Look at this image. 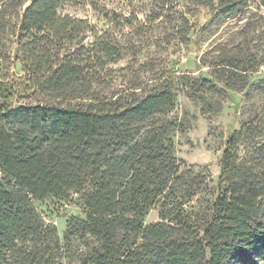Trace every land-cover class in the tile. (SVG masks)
Listing matches in <instances>:
<instances>
[{
    "label": "trees",
    "instance_id": "16d2710c",
    "mask_svg": "<svg viewBox=\"0 0 264 264\" xmlns=\"http://www.w3.org/2000/svg\"><path fill=\"white\" fill-rule=\"evenodd\" d=\"M0 1V24L21 9L16 59L31 100L0 101V264H253L264 255V109L227 138L215 196L193 216L186 204L206 176L181 170L174 156L164 75L148 92L135 81L119 86L108 65L128 47L60 14L64 0ZM158 1L163 10L171 0ZM187 1L215 18L253 6L264 19V0ZM228 64L246 76L264 68V54ZM242 86L264 92V79ZM73 196L86 215L70 218L60 239L33 200ZM154 207L161 221L145 223Z\"/></svg>",
    "mask_w": 264,
    "mask_h": 264
},
{
    "label": "rangeland",
    "instance_id": "374dc122",
    "mask_svg": "<svg viewBox=\"0 0 264 264\" xmlns=\"http://www.w3.org/2000/svg\"><path fill=\"white\" fill-rule=\"evenodd\" d=\"M1 5V1H0ZM158 0H64L60 14L87 19L94 35L106 34L128 47L122 59L108 67L119 86L135 81L145 92L164 85L173 89V107L161 114L173 123L169 133L174 156L184 164L181 170L206 176L201 189L186 204L188 213L200 214L215 196L220 175V159L227 138L264 109V92L247 91L251 84L264 79V68L242 76L228 63L247 65L264 54V19L254 16L256 8L231 17L215 18L207 7H195L187 0L167 1L163 10ZM7 10L0 24V80L4 96L0 101L18 106L31 100L25 96L24 76L18 50L16 14ZM94 35L86 33L90 43ZM128 69L121 71V67ZM211 79L214 86L202 83ZM163 82V81H162ZM233 83V88L225 83ZM42 221L56 227L61 239L67 221L84 218L86 211L73 196L71 200L46 198L33 200ZM158 208L144 217L145 223L160 222ZM253 264H264V255Z\"/></svg>",
    "mask_w": 264,
    "mask_h": 264
}]
</instances>
